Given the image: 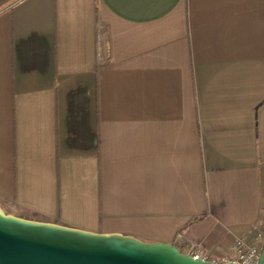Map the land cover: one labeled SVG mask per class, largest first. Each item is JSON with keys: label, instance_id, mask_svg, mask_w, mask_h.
<instances>
[{"label": "crops", "instance_id": "1", "mask_svg": "<svg viewBox=\"0 0 264 264\" xmlns=\"http://www.w3.org/2000/svg\"><path fill=\"white\" fill-rule=\"evenodd\" d=\"M0 205L219 264L264 235V0H0Z\"/></svg>", "mask_w": 264, "mask_h": 264}, {"label": "water", "instance_id": "2", "mask_svg": "<svg viewBox=\"0 0 264 264\" xmlns=\"http://www.w3.org/2000/svg\"><path fill=\"white\" fill-rule=\"evenodd\" d=\"M0 264L216 263L183 253L170 242L27 219L5 212L0 205ZM255 264H264V236Z\"/></svg>", "mask_w": 264, "mask_h": 264}, {"label": "built area", "instance_id": "3", "mask_svg": "<svg viewBox=\"0 0 264 264\" xmlns=\"http://www.w3.org/2000/svg\"><path fill=\"white\" fill-rule=\"evenodd\" d=\"M263 236L258 234L252 244L247 243L242 238L236 239L232 245L231 254L225 257L222 262L233 261L237 264H255L260 254ZM192 255L195 258L201 257L197 253Z\"/></svg>", "mask_w": 264, "mask_h": 264}]
</instances>
